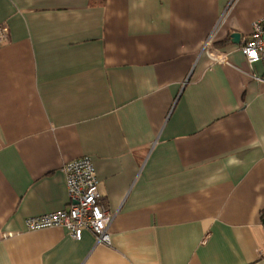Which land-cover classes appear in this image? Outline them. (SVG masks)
Wrapping results in <instances>:
<instances>
[{"label":"crops","instance_id":"1","mask_svg":"<svg viewBox=\"0 0 264 264\" xmlns=\"http://www.w3.org/2000/svg\"><path fill=\"white\" fill-rule=\"evenodd\" d=\"M257 20L264 0H0V264H264ZM84 155L109 243L27 230Z\"/></svg>","mask_w":264,"mask_h":264},{"label":"built area","instance_id":"2","mask_svg":"<svg viewBox=\"0 0 264 264\" xmlns=\"http://www.w3.org/2000/svg\"><path fill=\"white\" fill-rule=\"evenodd\" d=\"M7 26L0 25V41L6 40ZM212 38L205 40L202 50L213 63L225 62V54L216 51ZM239 49L249 67L264 61V24L253 23L250 35L244 37ZM251 53H255L253 56ZM68 193V203L63 209L25 219L27 230L49 227H64L74 239H80L84 229L89 230L97 243L108 244V227L113 215L104 207L98 187V179L92 160L88 155L65 163L61 169ZM11 232L0 231V241L11 236Z\"/></svg>","mask_w":264,"mask_h":264},{"label":"water","instance_id":"3","mask_svg":"<svg viewBox=\"0 0 264 264\" xmlns=\"http://www.w3.org/2000/svg\"><path fill=\"white\" fill-rule=\"evenodd\" d=\"M231 37H232V40H233V41H236L237 38L239 37V34H238V33H232V34H231Z\"/></svg>","mask_w":264,"mask_h":264},{"label":"snow or ice","instance_id":"4","mask_svg":"<svg viewBox=\"0 0 264 264\" xmlns=\"http://www.w3.org/2000/svg\"><path fill=\"white\" fill-rule=\"evenodd\" d=\"M253 56H255V53H251Z\"/></svg>","mask_w":264,"mask_h":264}]
</instances>
